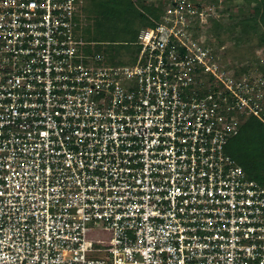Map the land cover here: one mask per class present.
Returning <instances> with one entry per match:
<instances>
[{
	"label": "built area",
	"instance_id": "2783aa9c",
	"mask_svg": "<svg viewBox=\"0 0 264 264\" xmlns=\"http://www.w3.org/2000/svg\"><path fill=\"white\" fill-rule=\"evenodd\" d=\"M82 2L0 0V264H264V181L226 151L264 76L200 0H158L121 62Z\"/></svg>",
	"mask_w": 264,
	"mask_h": 264
},
{
	"label": "trees",
	"instance_id": "16d2710c",
	"mask_svg": "<svg viewBox=\"0 0 264 264\" xmlns=\"http://www.w3.org/2000/svg\"><path fill=\"white\" fill-rule=\"evenodd\" d=\"M153 1L155 2L151 4L138 5L135 4V0H85L80 4L81 11L78 13L83 22V36L94 42V48L97 51L110 55L114 62L116 60L121 62L122 59L118 57L132 47L140 24L150 25L152 22L148 16H157L160 7L156 3L158 0ZM237 1L243 2L249 13L246 16L228 13V18L236 19L239 24V28L235 24L226 27L225 30L229 34L228 39L233 42L240 36L246 40L259 37V43L264 44V0ZM116 24L124 27L125 38L115 37ZM212 27H215L217 31H209L212 37L211 44L214 45L216 41L219 45L224 44V42H219L221 31L224 29L222 30L216 22L212 23ZM236 30L240 33V36L236 35L237 38L234 35ZM236 49L234 45L227 46L224 51L220 52V55L225 61L232 62L237 56ZM238 60L241 72L252 68L264 76V65L261 63L252 64L251 60L246 61L242 56ZM226 151L241 164L249 177L264 181V123L260 119L251 116L243 121L238 133L228 140Z\"/></svg>",
	"mask_w": 264,
	"mask_h": 264
},
{
	"label": "rangeland",
	"instance_id": "374dc122",
	"mask_svg": "<svg viewBox=\"0 0 264 264\" xmlns=\"http://www.w3.org/2000/svg\"><path fill=\"white\" fill-rule=\"evenodd\" d=\"M135 1H136L135 4H138V5L140 4L142 5V3L151 4L155 2L153 0H135ZM84 2L85 0H83V3ZM201 2L209 5L212 8L213 10L212 16H215V17H212L211 20H215V22L220 25V28H222V30L224 29V31H221L222 33L220 34V37H219V42H224V44H220L221 48L219 50L224 51L225 47L234 45L237 48L236 49L237 56L234 59V61L238 62L239 61L238 59H240L242 56L246 61L251 60L252 64L259 65V63H261L262 65H264V44L259 43L258 41L259 37L258 38L252 37V39L250 38L249 40H246L244 37L240 36L239 31L236 30L235 31L236 33L234 34L235 37L236 35L237 36L239 35L240 37L239 38L236 37L237 39L231 42L232 40L228 39L229 34L225 30L227 26L232 25V24H235V26L239 28V24L236 21V19L234 20V19L228 18V13L236 15V16H246L249 13V10L247 9L246 5L243 2H240L237 0H226V1L218 0L217 2H215V0H201ZM156 3H158V1ZM226 15H227V19H226ZM144 24L141 23L140 28ZM203 27H205L207 30L217 31V29H215V27H212V25L210 26L203 25ZM115 29H116L115 37L119 39H123L126 37L124 34L125 29L122 25L116 24ZM208 40L210 42L212 41L210 38ZM135 47H136L135 45H132V49H134Z\"/></svg>",
	"mask_w": 264,
	"mask_h": 264
}]
</instances>
